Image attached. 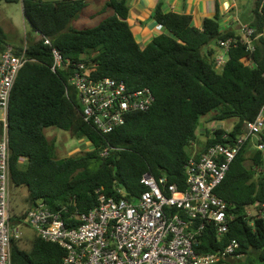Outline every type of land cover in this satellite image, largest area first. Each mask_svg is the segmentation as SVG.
<instances>
[{
  "label": "trees",
  "instance_id": "trees-1",
  "mask_svg": "<svg viewBox=\"0 0 264 264\" xmlns=\"http://www.w3.org/2000/svg\"><path fill=\"white\" fill-rule=\"evenodd\" d=\"M260 2L255 0L249 23L256 33L264 25ZM22 4L25 20L35 32L26 39L29 56L35 60L22 68L15 83L9 133L12 185L26 187L32 205L43 200L67 218L99 205L103 195L136 200L146 189L145 172L166 176L184 190L188 159L226 142V132L233 138L243 133L247 121L254 120L264 106V34L256 39L253 51L243 44L232 47L228 61L218 69L219 39L237 34L221 30L219 15L206 18L203 28H198L191 14L165 12L160 4L154 17L170 33L141 48L127 21L128 0H110L113 12L84 28L72 23L87 8V0H22ZM45 38L52 44H46ZM8 44L0 25V50ZM54 47L65 59L84 62L94 78L110 76L130 88H151L156 97L153 105L131 113L113 131L100 132L84 119L76 91L68 83L70 73L52 70ZM15 48L19 50L20 44ZM207 115L212 122L233 119V126L212 130L203 125L200 132ZM48 127L86 138L91 148L58 158L45 133ZM260 135L263 141L264 131ZM216 192L228 202L234 218L223 236L207 225L198 251H217L236 238L240 245L224 264H235L243 254L264 261V220L256 218L252 225L245 216L247 207L264 202V151L247 141ZM21 241L13 240V264H62L61 245L36 235L28 250Z\"/></svg>",
  "mask_w": 264,
  "mask_h": 264
},
{
  "label": "built area",
  "instance_id": "built-area-1",
  "mask_svg": "<svg viewBox=\"0 0 264 264\" xmlns=\"http://www.w3.org/2000/svg\"><path fill=\"white\" fill-rule=\"evenodd\" d=\"M259 11L264 15V0ZM263 34L264 25L262 32L256 33L252 25L242 23L239 33L219 39L216 67H224L232 47L243 44L253 51L256 39ZM45 43L51 45V39L45 38ZM52 52V70L70 73L68 83L76 91L84 119L100 132L113 131L125 124L131 113L153 105L156 97L151 88H130L125 81L110 76L94 78L84 62L65 59L57 47ZM34 60L26 40L19 50L12 44L0 50V264H13L12 243L23 238V225L61 245L65 249L62 264H224L233 257L240 245L236 238L214 252L202 253L198 246L207 225L214 226L218 236L230 228L234 215L228 212V202L216 189L247 141L264 151V140L260 141L264 106L254 120L247 121L243 133L233 138L226 132V142H218L199 157L188 159L184 190L169 183L166 176L156 178L145 172L142 182L146 189L136 200L103 195L99 205L67 218L62 210H52L39 200L13 219L9 110L19 73ZM245 216L252 225L256 218L264 220V202L247 207Z\"/></svg>",
  "mask_w": 264,
  "mask_h": 264
},
{
  "label": "crops",
  "instance_id": "crops-1",
  "mask_svg": "<svg viewBox=\"0 0 264 264\" xmlns=\"http://www.w3.org/2000/svg\"><path fill=\"white\" fill-rule=\"evenodd\" d=\"M88 1L91 2V0ZM96 1H101L103 4L98 7L94 16L103 12L107 15L113 12L108 6L110 0H93L92 2ZM128 4L129 15L127 21L134 32L137 42L141 48H145L157 36L163 33H170L154 17V11L160 4L165 12L191 14L193 25L198 28H203L206 18L219 15L222 31L230 30L239 33L242 23L251 24L253 20L255 0H128ZM14 189L15 191H21L23 195V200L25 201L23 208L15 209L13 206ZM13 191L11 199V211L13 214L20 213L32 206L27 200L29 191L26 187H14Z\"/></svg>",
  "mask_w": 264,
  "mask_h": 264
},
{
  "label": "rangeland",
  "instance_id": "rangeland-1",
  "mask_svg": "<svg viewBox=\"0 0 264 264\" xmlns=\"http://www.w3.org/2000/svg\"><path fill=\"white\" fill-rule=\"evenodd\" d=\"M88 1V6L85 8L82 15L73 21L72 25L76 28L92 27L97 25L107 14L104 12L100 15H95L94 13L100 5L103 3L101 1L92 2ZM96 14V13H95ZM0 25L4 28L7 33L10 44L21 45L28 36H34L35 32L32 26L25 20L22 0H0ZM37 35V34H36ZM210 115L204 117L202 121V127L200 132H202L203 125L208 126L210 129H214L218 126H223L225 129H230L233 126L234 120L227 119L222 121H208ZM203 120V119H202ZM214 127V128H213ZM47 137L54 142L56 156L58 158H64L68 156L75 155L82 150H88L91 148V144L86 138L79 139L70 134L69 131L59 128V127H48L45 129ZM202 137V136H201ZM196 147L198 145L196 144ZM11 191V199L15 191ZM13 206L15 209L23 208L25 201L23 200V195L21 191H15L14 197L12 199ZM22 230V241L21 245L26 249L30 250L32 246V241L36 237V232L29 226H21ZM235 258V257H234ZM235 264H264L259 256L243 254L239 256Z\"/></svg>",
  "mask_w": 264,
  "mask_h": 264
}]
</instances>
